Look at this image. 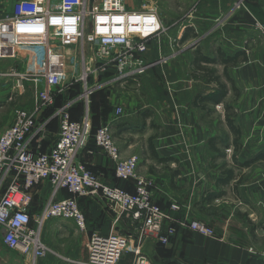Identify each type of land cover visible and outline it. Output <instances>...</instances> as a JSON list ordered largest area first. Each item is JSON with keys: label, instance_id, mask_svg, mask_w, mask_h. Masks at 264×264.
<instances>
[{"label": "crops", "instance_id": "crops-1", "mask_svg": "<svg viewBox=\"0 0 264 264\" xmlns=\"http://www.w3.org/2000/svg\"><path fill=\"white\" fill-rule=\"evenodd\" d=\"M15 1L0 0V18L12 12ZM182 5L173 3L167 20L156 5H148L169 26L167 34L149 41L148 49L154 44L151 57L149 50L143 55L147 74L167 75L164 96L152 105L144 104L139 95L128 91L132 84L121 89L110 82L113 71L109 68L103 76L89 79L90 83L98 78L103 82L89 96L91 126L97 129L109 124L121 157H138L137 173L149 181L152 200L175 219L165 222V228L175 230L167 243L153 237L145 240L143 254L150 261L264 264V41L257 27L264 25V0H183ZM179 9L181 16L177 15ZM198 65L212 69L216 81H209ZM12 69H22V63L0 57V134L13 121L17 95H31L24 103L26 108L19 109L32 111L37 91L44 87L24 81L21 88L15 76L4 74ZM70 78H66L62 93H54L53 104L35 113L36 126L27 135L33 153L53 147L59 130L58 110L63 105L68 103L72 121L85 113V103L76 100L77 89L72 88L79 82ZM147 105L149 108H144ZM117 107L123 108L121 115L115 114ZM6 109L9 112L4 113ZM80 160L103 183L134 192L135 181L116 178L113 160L93 141L82 151ZM227 170L232 172L229 179ZM49 193L47 182L32 188L30 213L40 211ZM69 196L65 189L57 194V198ZM78 204L85 215L86 241L89 233L106 235L111 231L110 211L103 210L92 197H80ZM171 204L180 209H171ZM94 207L96 221L105 219L104 227L92 224L85 213ZM186 218L205 223L214 235L205 236L180 225ZM135 227L130 218L122 217L118 232L134 240ZM78 231L73 220L50 219L44 223L42 236L51 232L72 239ZM47 244L49 253L36 264H80L87 258L85 250L59 253ZM6 251L13 255L11 264H26L16 251ZM132 260L133 254L125 252L118 264H131Z\"/></svg>", "mask_w": 264, "mask_h": 264}, {"label": "built area", "instance_id": "built-area-1", "mask_svg": "<svg viewBox=\"0 0 264 264\" xmlns=\"http://www.w3.org/2000/svg\"><path fill=\"white\" fill-rule=\"evenodd\" d=\"M257 27L264 41V25ZM168 30L155 8H130L126 0H16L12 12L0 18V57L22 63V69L4 74L15 76L21 88L24 81L44 86L37 91L36 107L16 109L11 125L0 134V241L21 254L24 263L36 264L49 253L41 239L47 220H73L85 230L80 197H92L113 214L108 234L94 232L88 237L87 258L80 264H118L125 252L133 254L131 264H154L143 254L145 240L153 237L165 244L174 234L165 222L175 219L154 203L149 181L137 173L138 157H121L109 124L93 131L88 108L78 121L69 118L68 103L58 110L57 139L48 152L33 153L27 139L36 126L35 113L53 104L54 93L62 91L68 76L80 82L82 91L76 100L86 103L103 83H90L89 78L109 68L114 70L110 82L121 89L130 84L134 88L148 68L143 55L149 41ZM122 112V107L115 109L116 115ZM91 140L113 160L116 178L135 181L134 192L103 183L80 160ZM42 182L49 184V196L39 212L30 213L32 188ZM63 189L71 196L57 198ZM171 209L180 206L171 204ZM122 217L137 224L134 240L118 232ZM185 220L179 224L205 236L214 235L205 223Z\"/></svg>", "mask_w": 264, "mask_h": 264}, {"label": "rangeland", "instance_id": "rangeland-1", "mask_svg": "<svg viewBox=\"0 0 264 264\" xmlns=\"http://www.w3.org/2000/svg\"><path fill=\"white\" fill-rule=\"evenodd\" d=\"M173 3H175L176 5H178L180 7H183V5H182L183 0H126V4L128 7L140 8L144 5H151V4L156 5L157 9L160 12V15L163 16V18H165V20H167L168 13H171L169 8H171L173 6ZM182 14H183V11L179 9L177 15L181 16ZM153 49H154V44L150 45V47L148 49L149 50L148 54L150 55V57H151V54L153 53ZM74 75L77 76V73H75ZM158 79L160 81L159 82L160 84H157ZM167 81H168V77L164 72H160L159 77H158V75L155 72H153V73L148 72V74H147V71H146V73H144L140 77L139 83L135 84L136 87H134L128 91L139 95V97L142 99L143 103L145 102L144 104L152 105L151 103H153L155 100H157V98L161 99L162 96H164V94L162 92V88L165 90V87L167 86L165 84V82H167ZM156 86H159V88H157ZM64 89H65V87H63L62 91H64ZM60 93H62V92H60ZM30 98H31V95H28V94L23 96V97H20L19 95H17V97H16V109L17 108L19 109L21 107L26 108L24 103L26 104L28 102V100H30ZM80 101H83L85 103L86 109L88 108L89 112L91 113L92 98L88 97L87 103L83 99H81ZM148 105H147V107H144V108H146V109L149 108ZM6 112H9V110L7 111V109H6L4 113H6ZM85 213H87V215H89V220L92 221V224L95 223L101 227L105 226V219H103L101 221H96V217H95L96 208L95 207L86 209ZM93 220H95V221H93ZM86 229H87V227H86ZM86 231L87 230L78 231L77 236L75 235L72 239H70V236H67V235L66 236H60V238H59V235H56V234L49 232L45 237L42 236L41 239L43 242L45 239V243L46 244L48 243L47 244L48 246L52 245L53 249L52 248L51 249L55 250L59 253L60 252L63 253L65 251L72 252L74 248L75 249L77 248L80 252H83L84 250L86 251L85 246H84V243L86 242V234H87V233H85ZM90 234L91 233H89L88 235H90ZM0 235H1V232H0ZM58 240H61V241H58ZM3 247H5V246H3V244L0 242V258H1L0 262H1V264H11L12 263L11 261H13V255L11 253H9L8 251H6L8 249L4 250L6 247L4 249H3ZM8 253H9V255H8ZM65 254L70 255V253H65ZM19 255H21V254H19ZM7 257H9V261H8ZM18 264H20V263H18Z\"/></svg>", "mask_w": 264, "mask_h": 264}, {"label": "trees", "instance_id": "trees-1", "mask_svg": "<svg viewBox=\"0 0 264 264\" xmlns=\"http://www.w3.org/2000/svg\"><path fill=\"white\" fill-rule=\"evenodd\" d=\"M197 69H198L199 71H201L203 75H206V76L208 77V80H209V81H216L217 77L215 76V72H214L212 69H206L205 67H201L200 65L197 66ZM112 71L114 72L113 69H112ZM101 75L103 76V74H100L98 77H101ZM89 79H90V78H89ZM98 81H102V80L98 78ZM90 82H92V81H90ZM72 88L77 89V90H76V94H77V95H79V94L81 93V87H80V84H79V83L74 84V85L72 86ZM227 123H228V125H229L232 129H234L233 124H232V121H231L230 119H227ZM93 131H95V129H93ZM234 140H235V139H234ZM91 141H92V140H91ZM91 141H90V142H91ZM245 164H247V163H245ZM226 174H227V175H226V176H227V179H229V178L232 176V172L229 171V170L226 171Z\"/></svg>", "mask_w": 264, "mask_h": 264}, {"label": "bare ground", "instance_id": "bare-ground-1", "mask_svg": "<svg viewBox=\"0 0 264 264\" xmlns=\"http://www.w3.org/2000/svg\"><path fill=\"white\" fill-rule=\"evenodd\" d=\"M83 96L85 97V95L83 94Z\"/></svg>", "mask_w": 264, "mask_h": 264}]
</instances>
